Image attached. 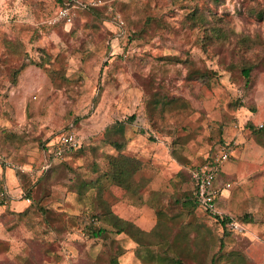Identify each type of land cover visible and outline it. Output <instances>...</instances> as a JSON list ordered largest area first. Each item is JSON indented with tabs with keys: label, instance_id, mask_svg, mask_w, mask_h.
I'll return each mask as SVG.
<instances>
[{
	"label": "rangeland",
	"instance_id": "1",
	"mask_svg": "<svg viewBox=\"0 0 264 264\" xmlns=\"http://www.w3.org/2000/svg\"><path fill=\"white\" fill-rule=\"evenodd\" d=\"M62 2L70 24L56 21ZM197 10L224 39L206 42ZM250 123L264 125V0H0V150L25 170L0 178V264H264V147ZM71 128L81 149L41 173ZM225 147L220 208L242 231L192 200L190 170Z\"/></svg>",
	"mask_w": 264,
	"mask_h": 264
},
{
	"label": "built area",
	"instance_id": "2",
	"mask_svg": "<svg viewBox=\"0 0 264 264\" xmlns=\"http://www.w3.org/2000/svg\"><path fill=\"white\" fill-rule=\"evenodd\" d=\"M60 20H64L66 24L72 22V15L68 7H63L58 13L56 21ZM52 145V149H49V157L42 165L41 173H47L55 164L64 162L68 154L80 150L82 147V139L71 128L58 138L57 144ZM231 155V151L225 147L211 162L202 166H195L190 170L194 184L193 199L202 210L211 216L215 218L220 217L225 220L226 226L230 229L242 231L243 228L237 221L224 218V214L219 205L220 198L230 190L229 184L221 187L218 185V180L222 174L224 165L230 160ZM3 162L7 163V167L12 170L19 169L25 172L21 167L14 166L13 164L9 165L4 160V156L0 150V163ZM27 201L30 202L29 199ZM10 204V193L5 189H0V207H6Z\"/></svg>",
	"mask_w": 264,
	"mask_h": 264
},
{
	"label": "trees",
	"instance_id": "3",
	"mask_svg": "<svg viewBox=\"0 0 264 264\" xmlns=\"http://www.w3.org/2000/svg\"><path fill=\"white\" fill-rule=\"evenodd\" d=\"M64 5H65V3L62 2L61 7L63 8ZM190 21H191L192 25H194V26L203 27L206 32L213 31V35L207 36L208 38H207L206 42L208 44L215 43L213 39H217V40L224 39L221 37L223 32L221 30L216 29V28H210L208 19L199 10L195 11L192 14ZM62 24H65L64 20L62 21ZM215 33H216V35H215ZM218 37H221V38H218ZM238 67L240 68L242 75L246 79L247 84H250L252 82V73L254 71L255 65L250 64L248 62H243V63L239 64ZM193 77H198V76H193ZM200 78H205V75L200 76ZM246 88H247V90L250 89V87H248V85ZM119 126H120V130L122 131L124 129V126L122 123H118L113 128H109L108 131L111 132L113 129H115L116 127H119ZM248 126L251 129L254 137L264 147V125L262 127H257L255 125H253L252 123H250ZM126 162H127V158H123L122 161H120L119 163L116 164L115 170H114V177H115V179L120 181L121 185H126L129 181L130 176H131L132 170L129 168V165ZM53 169H54V166L51 168V171ZM30 196L32 198L31 193H30ZM25 199L26 200L29 199L30 203H31L30 197H27ZM192 200H194V199H192ZM194 203L197 205L195 200H194ZM6 207H8V206H6ZM6 207H4V208H6ZM100 217L101 218L103 217V219H105L107 222H109V224L113 225V227L117 229V233L129 234L131 237H133L135 239L136 242L140 243V245H144L142 238L145 235V233L142 232L139 228H137L134 224L120 219L119 217H117L116 215H114L113 213H111L109 211L105 214L103 213V215ZM217 218H218V220H221L223 227L227 231L228 229H227L225 220L221 219L220 217H217ZM105 232H106V229H104V228H98V229L90 228L88 230V233L92 238H100L105 234ZM168 259H169L170 264H186L185 261H183L182 259L177 258V257L176 258H168ZM160 262L162 264H164V263H168V260L163 259ZM110 263L111 264H119L118 263V257H113L112 261Z\"/></svg>",
	"mask_w": 264,
	"mask_h": 264
},
{
	"label": "crops",
	"instance_id": "4",
	"mask_svg": "<svg viewBox=\"0 0 264 264\" xmlns=\"http://www.w3.org/2000/svg\"><path fill=\"white\" fill-rule=\"evenodd\" d=\"M227 169L230 170V171H232V170H233V167H231V165H227ZM9 171H10V172H8V171L4 172V169H2V167L0 166V178L3 177V174H4V173H5V175H6V178H7L8 176L11 177V175L14 174L15 177H16V180H17V175H16V173H14V170H12V169L9 168ZM223 171H224V170H222V173H223ZM17 182H18V180H17ZM18 184H19V183H18ZM7 186H8V184H7ZM226 197L229 199V198H230L229 194H225V195H223V196L220 198L219 205H220V203H221V200L224 199V198H226ZM227 198H226V199H227ZM21 200H22L23 202L25 201V202H24L25 205H26V203H30V202H28L26 199H24L22 196H21ZM19 205H22V203H21V204H17L16 206L18 207ZM16 206H15V204L12 203V207H16Z\"/></svg>",
	"mask_w": 264,
	"mask_h": 264
}]
</instances>
